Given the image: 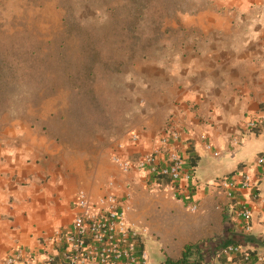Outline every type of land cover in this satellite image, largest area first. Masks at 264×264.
<instances>
[{
    "label": "crops",
    "instance_id": "obj_1",
    "mask_svg": "<svg viewBox=\"0 0 264 264\" xmlns=\"http://www.w3.org/2000/svg\"><path fill=\"white\" fill-rule=\"evenodd\" d=\"M179 24L185 36L177 48L137 59L126 73L129 93L140 104L130 110L127 128L115 141L98 136L91 151L71 146L47 130L46 121L58 120L60 112H45L38 121L0 118V264L18 249L41 259L54 253L52 237L71 229L79 192L98 199L106 190L103 180H149L145 170L123 174L110 159L155 154L168 131L179 136L171 139V149L185 160L191 155L200 158L194 171L185 166L191 181L178 183L179 194L196 201L206 194L222 196V231L216 237L226 235L227 228L231 236L250 237L253 242L240 246L257 250L262 262L264 164L258 160L264 158V129L257 134L247 125L264 120V0H212L208 9L182 16ZM135 133L139 140L133 143ZM164 152L156 155L161 166L166 164ZM222 168L225 173L218 176ZM244 175L251 177L249 189L237 188L229 196L218 186L221 180L239 183ZM121 184L122 192L134 199L133 189ZM245 209L252 213L248 232L241 216ZM147 211L145 206L141 219L133 213L128 218L148 230L145 248H150L147 253L149 259L156 258L155 264L166 257L180 258L190 243L215 238L208 237L212 231L204 212L201 229L198 218L188 212H169L165 217L177 216L179 223L166 231L170 223H161Z\"/></svg>",
    "mask_w": 264,
    "mask_h": 264
},
{
    "label": "rangeland",
    "instance_id": "obj_2",
    "mask_svg": "<svg viewBox=\"0 0 264 264\" xmlns=\"http://www.w3.org/2000/svg\"><path fill=\"white\" fill-rule=\"evenodd\" d=\"M167 1L171 8V18L167 20L166 25L174 29H178L177 19L203 12L212 2ZM129 7V0H0V47L13 40L20 47L34 45L39 50L40 60L45 63L47 74V86L40 93L38 103L29 105L23 111L13 109L3 115H9L10 119L36 118L38 121L39 116H43L45 112H60L58 120L46 121L47 130L52 135L60 136L71 146L89 151L96 148L98 136L115 141L116 136L124 134L127 128L126 116L140 104L129 93L130 88L125 76L135 60L145 59L144 55L137 54L131 61L117 49L119 23L125 20ZM180 9L188 13L177 15L180 12L177 10ZM67 13L71 14L76 23L88 30L90 35L67 34L64 26ZM184 36L183 31L168 34L161 45L164 48L155 49L153 57L177 48ZM87 37L97 42L104 62L109 65V69H103V65L97 68L98 77L93 86L94 97L74 91V81L68 79V76L75 75L84 63L82 41ZM118 62L125 64L116 72ZM110 160L114 163L112 158ZM222 173H225L224 168L217 171L218 176ZM109 182L116 183L120 200L131 207L129 216L133 213L141 219L144 207L148 206L147 212L150 216H159L161 223H170L164 230L171 231L172 226L175 227L176 223H179L177 216L172 220L171 216L167 218L165 214L180 212L183 216L188 212L198 218V226L201 229V214L204 212L208 218L206 221L210 223L209 231H212L208 237H216L222 231L219 224L225 207L222 196L210 198L213 194H206L204 200H188V204L182 205L178 203L181 200L176 197L172 186L159 187L155 183H149V180H103L104 187H107ZM120 183L126 189H133L134 199L128 191L122 192ZM158 198L161 201L157 200ZM176 204H179L180 208ZM135 222V225L143 227ZM138 222L142 224L141 221ZM147 251L150 252L148 246ZM151 263H157L153 256L149 259V264Z\"/></svg>",
    "mask_w": 264,
    "mask_h": 264
},
{
    "label": "trees",
    "instance_id": "obj_3",
    "mask_svg": "<svg viewBox=\"0 0 264 264\" xmlns=\"http://www.w3.org/2000/svg\"><path fill=\"white\" fill-rule=\"evenodd\" d=\"M129 3L125 20L119 23L117 49L131 61L137 54L144 55L145 59L152 58L153 51L163 47L161 45L168 34L185 32L179 24V19L176 20L178 29L166 25L167 20L171 18V8L167 0H129ZM177 11H180L177 15L188 13L181 9ZM64 26L70 36L90 35L88 30L73 20L70 13H67L64 19ZM82 43L84 63L80 70L75 75H69L68 79L74 81V91L94 97L93 86L98 77L97 68L103 65V69H109V65L104 62L96 41L87 37ZM38 53L39 50L34 45L20 47L15 40L0 47V116L13 109L23 111L29 105L39 102L40 93L47 86V74L45 63L40 60ZM123 64L125 62H118L115 71L119 72ZM262 129L264 120L254 132L258 134ZM199 159V156L191 155L186 159L185 166L189 171H194ZM149 183H155L159 187L172 186L177 193L176 197L188 204V199L179 194V184L173 183L169 178L152 174ZM189 194L193 196L194 192ZM226 232V235L221 237L190 243L182 249L180 258L166 257L160 264H228V259L221 253L224 248L231 245L240 246L253 240L244 235L231 236L228 234V228ZM245 257L247 260H244ZM233 261L239 264H264V257L262 262H259V252L247 250L244 256L234 258Z\"/></svg>",
    "mask_w": 264,
    "mask_h": 264
},
{
    "label": "built area",
    "instance_id": "obj_4",
    "mask_svg": "<svg viewBox=\"0 0 264 264\" xmlns=\"http://www.w3.org/2000/svg\"><path fill=\"white\" fill-rule=\"evenodd\" d=\"M258 120L248 122L247 128L254 130L261 126ZM178 134L168 131L160 138V151L137 160L114 156V163L120 171L129 175L132 171H147L149 175L156 174L169 178L173 183H188L191 175L185 169V158L170 148L171 139L177 140ZM204 138V136H203ZM205 139V138H204ZM139 140L138 134L131 136L133 143ZM206 149L212 146L206 144ZM165 150V152H164ZM165 153L166 164L161 166L156 157ZM218 157V153H214ZM264 164V158L258 160ZM223 192H231L237 188L246 190L252 187L251 177L244 175L239 183L235 181H218ZM131 207L123 203L116 190V183L109 182L105 193L98 199H93L88 193L81 191L75 200V217L70 230L56 231L52 239L56 245L54 253L41 259L24 249H18L10 254L5 264H149V256L145 248L148 235L146 228L132 224L128 219ZM196 210V207L193 208ZM245 222V230H250L252 213L245 209L241 212ZM222 255L228 264H239L234 258L244 256L241 246H228L222 250ZM244 260H247L245 257Z\"/></svg>",
    "mask_w": 264,
    "mask_h": 264
}]
</instances>
